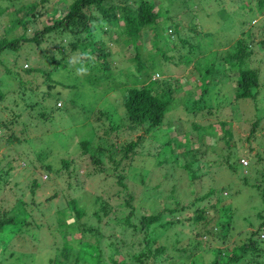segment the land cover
Listing matches in <instances>:
<instances>
[{
  "label": "rangeland",
  "instance_id": "374dc122",
  "mask_svg": "<svg viewBox=\"0 0 264 264\" xmlns=\"http://www.w3.org/2000/svg\"><path fill=\"white\" fill-rule=\"evenodd\" d=\"M71 1L0 0V39L40 36L37 44L24 41L17 50L0 51V215L17 204L30 213L31 224L30 232L10 240L0 264H50V259L74 264L75 257L77 264H92L87 244L96 235L103 264H112L109 257L134 264L129 256L148 239L151 248L164 247L166 259L155 264H203L215 256L213 249L227 255L249 238H259L263 250L226 264L264 261V0L261 6L258 0H152L164 40L142 28L135 49L124 44L125 34L116 33L122 24L114 26L107 59L115 79L93 86L83 78L79 53L56 44L66 43L65 33L40 35ZM238 41L247 54L245 66L257 71L255 98L234 95L236 57L229 54ZM206 72L205 85L199 76ZM147 84L158 95L169 90L162 126L143 132L138 125L120 124L125 89ZM166 138L171 152L162 146ZM134 140L122 156L121 146ZM227 152L246 164L229 169ZM69 198L83 209L80 220L90 230L81 243L71 239L77 233L67 235L71 247L64 255L56 217L61 211L64 222L71 221ZM130 210L132 224L142 214H158L147 234L123 222ZM196 214L202 218L193 220Z\"/></svg>",
  "mask_w": 264,
  "mask_h": 264
},
{
  "label": "trees",
  "instance_id": "16d2710c",
  "mask_svg": "<svg viewBox=\"0 0 264 264\" xmlns=\"http://www.w3.org/2000/svg\"><path fill=\"white\" fill-rule=\"evenodd\" d=\"M132 1L133 5L127 4V2ZM262 0H258V4L262 5ZM154 3L152 0H72L67 8L64 10L63 14L59 16L52 17L51 23L44 25L40 30V35H44L46 33L56 31L65 33L68 36L66 43L62 44L61 41L57 42L58 46H63L68 48L70 51L79 53L78 62L79 68L82 69L84 73L85 82L89 85H94L96 81H100V79L107 80L106 83L110 84L114 81L115 75L113 74L111 68V61L107 59L112 54L107 42H112L111 39V28L122 24L123 30L117 31L116 33L119 35L125 34L127 37L123 39L124 44L133 45L135 49H137L136 43L139 35V31L142 28H150L153 30V37L155 39L164 40L158 31V25L156 23V18L158 16V11L153 9ZM33 7V6H31ZM94 10L97 12V15L91 13ZM261 12H264V4ZM114 32V31H113ZM40 36L34 35L30 38H25L20 36L18 38H14L13 40L1 38L0 39V51L7 50H17L18 46L21 42L24 41H33L35 44L39 42ZM260 43H262L260 41ZM163 53V52H162ZM234 58V62L232 63V72L235 73V78L233 80V84L236 87L235 89V97L236 98H246V97H254V93L251 92V88L257 85V71L255 69H248L245 66L243 56L247 54L244 52V49L240 46V41L235 43V52L229 54ZM227 54V57H229ZM164 56V55H163ZM134 57H138L137 53H134ZM226 57V58H227ZM224 58V60H226ZM50 60L53 58L50 56ZM59 62V61H58ZM153 64V63H152ZM149 63L147 64V66ZM199 66V64H197ZM138 69L140 70L143 66L141 62L137 61ZM5 70L8 72L10 68ZM28 70V68L24 69ZM206 71V70H205ZM206 72L205 75H200V79L204 80L203 84L206 85L207 78ZM152 81V80H151ZM153 82V81H152ZM205 87V86H204ZM203 88V87H202ZM108 86L103 89V92H106ZM169 90H162V94L158 95L156 92L152 91L151 85H142L139 87H129L126 88L124 93L125 97L122 99L121 106L122 110H124V121L120 119V124L128 122L130 125H138L140 126L143 132H147L153 129H158L162 126L164 114L166 112V108L169 102V97H165L164 95H168ZM123 93V94H124ZM3 92H0V97H2ZM255 98V97H254ZM102 116L107 118L106 112H99ZM259 116L255 117V121L253 124L258 122ZM7 124V123H6ZM129 125V126H130ZM254 128V127H253ZM104 132L102 133V135ZM140 135L138 139H140ZM138 141H129L127 144H123L121 146V154L125 155L130 149H132ZM88 142L82 141V146L84 149L87 148ZM226 144V143H225ZM180 144L176 141L174 142V146L178 147ZM162 146L165 149H168V152H171V142L169 138H166ZM101 150H104L105 156L111 159V152L105 147H101ZM181 150V149H180ZM169 154V153H168ZM231 153L227 152L224 157V164L231 170H235L236 166L239 165L237 157ZM168 161V156L163 157ZM94 161H98L97 156L94 157ZM178 159L172 160V164L176 163ZM62 165H66L67 161L62 159ZM186 166L188 169L190 168V161H186L183 166ZM46 169H49V166L46 165ZM190 177H194V171L189 172ZM1 175V174H0ZM1 178V177H0ZM37 184V183H36ZM211 192L209 189L206 193ZM261 195H264V178H263V186L261 190ZM205 195H202L200 198L202 199ZM97 199V198H96ZM129 196L128 199H124L123 203L129 205ZM67 203L72 209V213L68 212V215L73 216L71 221L64 222V212L59 211L57 213V224H58V233L62 238L61 242V252L64 255L69 253V248L71 247L70 243H68L67 235L72 233H77L78 236L75 238H71L73 241H79V243L83 242L81 238L87 230H90L86 227L84 221L80 220V216L84 213L83 209L76 205L74 198L67 199ZM183 207V206H182ZM223 208V207H221ZM10 211V213H8ZM133 212L130 210L128 215L123 217V222L126 225H130L132 230L143 231L147 234L148 226L152 224L154 220L158 218V214H149V215H140L139 221L136 224H132L129 222V215ZM94 217L98 216L97 214H92ZM30 213L24 211L22 208L20 209L17 204L10 209L3 211L0 215V237L6 235L7 241L2 243L0 246V254L4 249H6L7 244H9L11 239L19 238V235H22L21 232H30L29 226H31L28 218ZM160 216V214H159ZM98 218V217H97ZM202 215L196 214L193 217V220L201 219ZM264 221L260 223L262 226ZM222 224H220L221 226ZM34 227L37 229L40 228L39 224H34ZM27 228L25 231H22V228ZM258 230V229H257ZM259 231V230H258ZM255 231L254 233H256ZM95 233V231L93 232ZM32 235V233H30ZM97 234V232H96ZM221 238H225V233H221ZM153 239H148L144 248H142L137 253H133L129 256V259L134 262V264H155L156 262L160 263L166 258L161 254L163 253L164 247L162 245H157L154 248H151L147 245ZM259 238L251 239L249 238L246 242L237 245V251L231 252L227 255L223 254L225 252L221 251L219 248L213 249L212 252L215 254L211 259L203 264H226L228 262L237 261L241 257L244 256L246 252L257 254L261 252L263 248L259 247ZM5 245V246H4ZM125 245V243H124ZM87 246L93 250L91 255L92 264H103L102 261V253L100 246L98 245V238L96 235L95 242L91 244H87ZM116 248V247H115ZM182 249V248H180ZM177 249V250H180ZM226 256L225 260L222 262L221 256ZM149 257V258H148ZM77 257L74 259V264H77ZM112 264H128L126 261H115L111 259V257L107 258ZM248 260H246L247 262ZM50 264H69L68 262H64L61 260H49ZM11 264V263H7ZM254 264H264V261H259Z\"/></svg>",
  "mask_w": 264,
  "mask_h": 264
},
{
  "label": "built area",
  "instance_id": "2783aa9c",
  "mask_svg": "<svg viewBox=\"0 0 264 264\" xmlns=\"http://www.w3.org/2000/svg\"><path fill=\"white\" fill-rule=\"evenodd\" d=\"M263 28H264V25H263ZM238 162L241 164H246V160H244V159H240Z\"/></svg>",
  "mask_w": 264,
  "mask_h": 264
}]
</instances>
